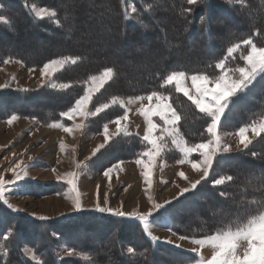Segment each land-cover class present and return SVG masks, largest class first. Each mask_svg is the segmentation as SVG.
<instances>
[{
	"label": "trees",
	"instance_id": "obj_1",
	"mask_svg": "<svg viewBox=\"0 0 264 264\" xmlns=\"http://www.w3.org/2000/svg\"><path fill=\"white\" fill-rule=\"evenodd\" d=\"M0 3V18L4 19H0L2 43L34 39L48 43L62 38L70 29V19L67 17L69 6L63 5V0H0ZM249 3L251 8L242 9L241 5H229L225 0H109L112 6L109 12L113 15L107 25L115 37L107 45L123 52L101 61H97V55L90 50H78L75 39L72 40L75 38L73 35L65 41L74 44L49 46L37 56L21 51L17 46L1 49L0 63L16 59L28 67H41L63 57L73 58L74 62L66 64L53 76L54 81L68 85L65 89L45 84L28 90H0V119L22 115L35 118L44 125L54 122L68 125L70 120L64 117V113L85 93L90 77L111 69L115 75L92 96V107L112 97L134 98L159 92L169 97L178 112L179 131L187 143L205 141L213 116L200 110L185 94L177 91L174 84L165 83V78L171 72L182 71L217 79L223 69L234 70L244 66L250 50L248 41L257 47H264V8L259 0H249ZM32 5L53 9L55 15L39 17ZM148 5L152 7L148 8ZM252 9L259 11L253 12ZM88 10L92 13L97 7L91 6ZM203 16L207 17V32L198 23ZM140 21L148 22L152 29L144 32ZM189 21L191 28L185 33L184 28ZM175 43H179V47H175ZM131 44L141 48L139 54L128 49ZM163 44L173 45L160 61L168 65L154 69L151 76L132 81L130 86L126 75H121L122 71L127 74L129 70L121 67V64L128 60H145L148 58L145 50L153 53ZM233 47L234 52L229 54V49ZM181 56L189 58V62L183 63ZM220 63H223L222 69L219 68ZM50 100L57 103L48 107L45 102ZM124 112L121 106L113 105L90 118L86 122V129L97 133L105 122ZM221 112L222 116L215 123L218 129L234 130L264 118V68L255 74L252 83L246 88L241 87L228 98ZM147 147V141L141 137L122 134L92 160L104 166L121 159H135ZM252 153L260 155L254 158ZM165 155L170 161L182 158L180 152L170 145H167ZM257 169L261 170L258 172ZM261 172H264V132L247 148L216 154L210 173L195 189L164 205L150 219L181 236L200 237L204 233L196 230L204 225L198 217H207L213 200L219 202L224 210H234L227 219L235 215L255 214L260 204L245 202L238 205L234 201L254 194L251 189L243 191L242 185L245 177ZM229 175L236 179L215 183L219 177ZM60 187V182H28L25 191L38 195L57 192ZM221 192H231L233 196L225 199ZM218 222V219L209 222V229L215 228ZM0 242V264H190L197 261L195 256L185 251L156 241L148 233L144 222L136 218L83 210L60 219H34L14 212L1 196ZM60 244L86 253L87 257L62 256L58 249ZM25 247H30L39 259H31L25 253Z\"/></svg>",
	"mask_w": 264,
	"mask_h": 264
},
{
	"label": "crops",
	"instance_id": "obj_2",
	"mask_svg": "<svg viewBox=\"0 0 264 264\" xmlns=\"http://www.w3.org/2000/svg\"><path fill=\"white\" fill-rule=\"evenodd\" d=\"M0 9H1V4H0ZM34 12L39 17L48 16L49 14V13H47L46 15L44 13L40 14L36 9H34ZM0 19L4 20L3 18ZM250 50H251V46H250ZM248 55L249 53L247 54V56ZM11 60L12 59H9L8 61ZM45 67L46 65L43 68L45 69ZM53 73L54 71L49 72L46 76L47 80L45 79V81L44 80L43 81L46 82L50 80ZM229 73H230L229 71H226V75ZM222 74L225 73L223 72ZM18 75L23 76L25 75V73L21 72L20 74L18 73ZM247 79L248 78H246L244 81H246ZM1 81L2 80L0 75V89L4 87V86L2 87ZM43 81L39 82L41 84L33 87L25 83H22L21 85L18 84L13 86L11 85L9 87L13 89H21V90L34 89L44 84ZM181 81H185L189 83L188 85L190 87L184 85L183 86L188 90V92L192 95L193 99L195 100L196 95L194 92L195 90L197 91L198 89L191 86L190 84L192 82L191 79L183 78L181 79ZM172 84L176 86L175 83L172 82ZM56 88L59 87L57 86ZM99 88L97 89V91L99 90ZM197 93L202 95L199 91ZM153 94H157V93H153ZM83 96L77 101H85L84 102L85 107H82V109H80L79 105H77L76 102L75 105L71 109L66 111L64 114L65 118L72 121L70 125H65L60 122H55L47 127L46 126L43 127L39 125V127H37L38 129H36L35 127L38 125V121L36 119H31L22 116H14L6 120L4 123L0 122V139H4V135L1 129L10 127V133L12 135L16 134L15 139L18 138L19 140L15 148L13 149L11 148L6 152L5 155H2V157L0 158V176L4 177L6 176L7 173H12V174L20 173V177L18 178L16 177L17 179L15 178V179L1 180L0 187H4V190L10 191V193L16 194V196H25V194H27L26 196L34 197L33 194H29L28 192L25 191V185L28 182L45 183L48 181H56V182H65L66 184H69L71 181V177H68L69 174H76L78 171L83 170V167L85 169V165L83 166L81 162L86 161V159H83L81 161L80 160L78 161L77 159V156L79 155L78 147L79 145H82V143L84 142L83 139L85 140V144H86L85 148L88 149L89 147L91 150V151L89 150L90 152L85 151L84 158L87 159L94 155L93 154L94 150L96 153L101 147H103L107 142H109L113 137H115L118 134L137 135L142 139H144L145 141H147L149 145L156 144L154 150L149 148V150L146 152V155L143 158H139L136 160L133 159L130 161L120 160L112 167H110L102 174H100L99 176L95 175L94 176L96 179L95 184L96 183L98 184V186L96 187L98 189V191H96L98 196H95L96 193L94 192V187H92V190L90 191L91 192L90 200L86 204L87 206L84 205L77 209L66 210L67 205H65L64 202L60 203V201L58 200L56 204V208L53 210L54 212H51L52 214L50 216L34 217L33 215L28 214L27 212L17 208L16 206H13L11 204V201H9L7 197V192H4L1 188H0V196L14 212L24 214L34 219H60L83 210H92L99 213L121 215L128 218H136L144 222L148 233L156 241L165 245L182 248L183 247L182 243H180L182 245L179 246V243L169 242L168 241L169 238L172 239L173 238L172 236H174L169 230V228L165 229L164 226L161 225L160 223L151 220L150 216L153 214L152 212H154L155 210H157V208H159L158 205H163L169 202L170 200L175 199L176 197L182 195L186 191L195 187L198 180L205 177L211 163V159L209 160V157L211 156L210 152L208 154L202 153L200 143L196 147H193L192 144L187 143V141L182 137L178 127L180 116L176 111V109L173 107L168 96H167L168 100L171 104L170 106L159 107L155 105L156 108L155 112L158 113V116H155V118H157V121L159 123L161 122L162 124L161 123H160L161 125L156 124V126L154 127L155 137H153V141H151V138L146 137L147 134L145 133L146 131L138 130L137 128V124L141 121V118H143L142 117L143 111H146L149 108V106L147 105L141 107L139 104L143 102L147 103L148 102L147 99L149 98L148 97L149 95L144 97H137L140 99L124 98L133 101V102L130 101L127 102L130 109V114L127 111V109L123 105H121L120 101L116 100L113 103L110 102V104L112 105L115 104L124 108L125 110L124 114L121 115L119 118L114 119L113 121L107 123L103 131L98 135H95L93 137H87V135L85 136V134H83L82 128L86 118L89 99L83 100ZM204 99L207 100L208 98L204 97ZM202 107L206 112L212 111L214 109V107L213 108L204 107V106ZM198 108L201 110L200 107ZM74 111L76 112L79 111V116H74L72 114L74 113ZM160 115L166 118L167 120L166 124L164 123L163 119L159 117ZM163 125L167 127L169 131L168 134L165 133L163 129H161ZM21 126H26V127L25 129L22 130L19 129V127ZM215 127L216 125L212 124L211 133L212 131L213 132L219 131L217 134L219 135L218 141L222 145L223 142H226L228 144V146L226 147L227 150L226 149H224L223 151L221 150L220 153H228L237 150L238 148L239 149L244 148L243 147L244 140L252 139L253 136L251 135V133H255L254 131L256 130V125H254L253 127H251V130L246 131L244 137L241 138L239 136V131L241 129L240 128L236 130L235 133H233V136H230L228 138L226 134L223 135L221 130ZM263 132L264 131H261L257 133V135ZM160 137L165 142L163 143L161 149H160L161 146ZM53 141L55 144L53 143ZM3 143L0 140V151H1V145L10 144V146H13L11 142L6 143L4 141ZM167 145H170V147H173L178 152H180L182 158L180 159L179 162L176 161L177 163L175 164H168V163L162 164L161 170H158V173H156L157 164L160 163L159 154L161 153V151L163 150L165 151V149H167ZM198 147L200 150L199 155L200 156L202 155L203 157L201 161L200 160L196 161L194 158H192L194 154L198 153ZM38 150L41 152H39ZM67 150H69V154ZM43 151L45 153H52L54 157L50 158L49 155L45 156L44 155L45 153H42ZM204 158H208V161L205 164H200L202 163ZM170 163H173V161H171ZM45 165L48 166L53 165L52 167L53 169L51 170L52 172H54L53 173L54 177L51 174H48L46 176L43 175L44 174L43 169L41 172H39L40 169H35L40 167L46 168ZM77 165L80 166L77 167ZM23 172L25 174L21 176ZM48 177H52V180H48ZM92 182L93 181H91V183ZM20 187L21 189L24 190L25 192L24 194H19L17 193V191L15 193V189H18ZM68 206L70 207V205ZM45 211L46 210H43L44 212L42 213L43 215L46 214ZM145 216L146 219L144 218ZM165 221L166 219L163 220V222Z\"/></svg>",
	"mask_w": 264,
	"mask_h": 264
},
{
	"label": "rangeland",
	"instance_id": "obj_3",
	"mask_svg": "<svg viewBox=\"0 0 264 264\" xmlns=\"http://www.w3.org/2000/svg\"><path fill=\"white\" fill-rule=\"evenodd\" d=\"M63 2H64L63 5L69 6V12L67 13V17H69V19H70L69 20V28L71 29V31H69L70 30L69 29L67 32H65V34L63 36H61L62 38H60V39L55 38V39L49 41L48 43H41L37 39L24 40V41L8 40V41H5V43L0 42V50L8 48L10 46H17L21 51L32 53V54L37 56L39 54H42L44 51H46L47 48H49V46H67V45L70 46L73 42L72 43L70 41L66 42L65 40L68 39V37L70 35H73V37H75V38H72V40L75 39V41L74 40L73 41H74V43L76 42L75 43L76 48L78 50H82V51L85 49V50H88V52H89V50H90V52H94L97 55V56L95 55L97 58V61L113 58V57H115V56H117L123 52L122 49L116 50L115 48L108 47V45H107L108 42L111 41V39H114V37H115V33L110 32L111 30H110L109 26L107 25V22L108 23L110 22L109 19L113 15V14H111V12H109L110 9L112 10V6L109 4V0H63ZM75 4H76V7H75ZM32 6H33L32 7L33 11H34V9H36L40 14L44 13L46 15L47 13H49V14H51V15L48 14V16H50V17L55 15V11L53 9H48V8H45V7H42L39 5H32ZM91 6L92 7L96 6L97 10L91 13L88 10V9H91ZM40 9H43V10H40ZM45 11H47V12H45ZM41 17H43V16H41ZM72 17H73V19L71 20ZM248 42L250 43L251 50L249 52V55L246 58L245 65L242 67H239L238 69H234V70L223 69V72L225 74H221L217 79H212V78H210L204 74H199V73L187 75L188 73H185L182 71L171 72L166 76V77H168L170 74H183L182 76H180V79L190 78L192 81L190 83L191 86L198 89L197 91L195 90L194 93L196 95L195 96L196 99L200 100L201 106L209 107V108L214 107V109L212 111H208V113H210L214 119L209 124V126L207 127V134L209 135L208 139H206L205 141L199 142L201 144V149H202L201 152L205 153V154H208L210 152V154H211V156H210L211 157V163H210L208 172L205 175V177H207L208 174L210 173V170H211V167H212V164H213V161H214L216 154L220 153L221 150L223 151L228 146V144L226 142H223V145H222L218 141L219 135H217V134L219 131H215V132L212 131V133H211L212 124L215 125L216 121H218L220 119V117L222 116V112L217 113V109H218L220 103L224 100V96H221L218 98L216 94L218 92H223L225 96H229V93L227 91V89L229 87H231L234 84H240L241 81H244L246 78H249V76L252 73L256 74L258 71H260L262 68H264V47L260 48V47L253 45L250 41H248ZM176 44H179V43H175V45ZM128 49L131 51L132 50L135 51L136 52L135 54L140 53L136 50L137 48L134 47L133 44L128 46ZM231 49L232 50L229 51V54H232L234 52L235 47H233ZM144 52H146L145 54H147V56H148L147 59H145V60L143 59L141 61L139 60L137 62H133L132 60H128V61H125L121 64V67L122 66L126 67L129 70V72L127 74H125L124 71H122L121 75H123V76L126 75V78L129 80L130 86H131L132 81H137L141 78L151 76L153 74L152 72L154 69L168 65V63L160 62L161 59L163 57H166V55L170 52L169 46L167 44H163L158 50L153 51V53H152V51H148V50L147 51L145 50ZM181 57H182L181 61L183 63L189 62V58L184 57V56H181ZM8 60L9 59H7V61L5 60L4 62L0 63V75H1V80H2L1 83H2V87L4 86L0 90L5 89V88H10L9 86H11V85L12 86L16 85V84L21 85L22 83L29 84V86H31V87L39 85V84H41L39 82H42L43 80L45 81V79L47 80V78H46L47 74L49 72H53V71H54V73L52 74V77L50 78V80H48L46 82L43 81L44 84L40 85L39 87L44 86L45 84H49L53 87L58 86L59 87L58 89H65L68 85L65 83L54 81L53 76L55 73L60 71V69H62L63 66H65L68 63L74 62V59L70 58V57L57 58V59L52 60L48 64L46 63L45 64L46 67L44 69L43 67L45 65H43L41 67H28L23 62H21L19 60H16V59H12L11 61H8ZM219 68H221V69L223 68V63L219 64ZM40 70H42V71H40ZM108 70H110V69H106L105 71H102V72L96 74L98 76L93 75L92 77H90V79L87 83L86 90H85L86 92L84 93L85 95L84 94H83L84 96L82 95L83 100L89 99L86 118H85L83 128H82L83 134H85V136L87 135V137H93L95 135H98L99 133H101L103 131V129L105 128V125L107 123H109L110 121H113L114 119H117L120 117V116H117V117L110 119L107 122H105L104 125L102 126L101 131H99L97 133L87 131L86 122L90 118L96 117L101 112H103V111L107 110L108 108H110L111 106L115 105V104H113V105L110 104V102L113 103L116 100L120 101L121 105H123L130 114V109H129V106L127 103L130 100L124 99V97H112V98L108 99L106 102L101 103L97 107L91 106V99H92L93 94L97 91V89L99 87L100 88L103 87L105 85L104 83L108 79L110 80L112 77V75L109 73ZM226 71H229L231 74L229 73L230 75L229 74L226 75ZM17 72L19 74L21 72H24L25 75H23V76L18 75ZM190 75H193V76H190ZM196 75H198V76H196ZM194 77L196 79H193ZM165 80H166V78H165ZM182 83L184 86H189L188 85L189 83H187L185 81H182ZM143 84L144 83H142V84L139 83V85H143ZM168 84H172V82H169ZM100 88H99V90H100ZM238 90H236L235 92H237ZM198 91L202 95L198 94L197 93ZM154 93H157V94L154 95L153 93H150L147 95L139 96V97H144V96L149 95L148 96L149 98L147 99L148 100L147 103L143 102V103L139 104L141 107L147 105V106H149V108L146 111H143V116H142L143 118H141V121L137 124L138 130L146 131L145 132V133H147L146 137L151 138V141H153V137H155L154 127L156 126V124L161 123V122L159 123L157 121V118H155V116H158V113L155 112L156 111L155 105L159 106V107H161V106L165 107V106L171 105L169 100H168L167 95L165 96L164 94L159 93V92H154ZM185 96H187V95L185 94ZM204 97H207L208 99L205 100ZM134 99H140V98L134 97ZM190 100H192V99H190ZM214 101H215V105H214ZM84 102L85 101H82V103L79 104L80 109H82V107H85ZM130 102H133V101H130ZM45 103H46V106L50 107L52 105H55L57 102L50 100V101H47ZM98 109H99V111H97ZM145 113L147 115H145ZM72 114L74 116H79V111L78 112L74 111V113H72ZM14 116H22V115H12L10 117L0 119V122L4 123L6 120H8ZM22 117H28V116H22ZM64 117H65V115H64ZM159 117L162 118L164 123L166 124V122H167L166 118L162 117L161 115ZM28 118H31V117H28ZM31 119H35V118H31ZM60 123H62V122H60ZM71 123H72V121L70 120V123L68 125H70ZM51 124H53V123H51ZM51 124L44 125V124L38 122V125L35 128L38 129L37 127H39V125L43 126V127L44 126L47 127V126H50ZM65 125H67V124H65ZM252 125H256V128H259L261 125H264V118H262L261 120L257 121L254 124H251L249 126H252ZM1 127H2V125H1ZM25 127L26 126H21V127H19V129L23 130V129H25ZM242 127H244V126H242ZM242 127H240V128H242ZM215 128H217V127H215ZM240 128H238V129H240ZM161 129H163L165 133H167V134L169 133L167 127H165L164 125L162 126ZM238 129L233 130V129L221 128L220 130H221L223 135L226 134L227 137L229 138L230 136H233V133H235L236 130H238ZM1 130H2L3 135H4V139H0L1 142L2 143L4 141L6 143L11 142L13 146H10V144L1 145L0 158L2 157V155H5L8 150H10L11 148L12 149L15 148V146L19 142L18 138L15 139L16 134L12 135L10 133V127H7L5 129L2 128ZM254 132L255 133H251V135L252 136L255 135V139H256L261 133L259 135H257L256 130ZM119 135H122V134H118L115 137H113L109 142H107L103 147H101L93 156L88 158L86 161L81 162V164L83 166L85 165V169L83 167V170L78 171L76 174L68 175V177H71V181L69 183L70 185L66 184L65 182H60L62 184V188L60 187V190L57 192L38 194V195L35 194L34 197H30V196H26L27 194H25V196H16V194H12V193H10V191L4 190V187H0V188L4 192H7V197L9 199V201H11V204L13 206H16L17 208L27 212L30 215H33L34 217L50 216L52 214L51 212H54L53 210L56 208V204H57L58 200L60 201V203L64 202L65 205H67L66 210L77 209L79 207H82V206L86 205L87 202L90 200V196H91L90 191L92 190V187H94L95 193H96V191H98V189L96 188L98 186V184L97 183L95 184L96 179L94 176L95 175L99 176L104 171H106L107 169L112 167L114 164H116L118 161H120V160H117V161L110 163L109 165L103 166L98 162L97 163L94 162V160H92V159H94L113 139H115ZM160 139H161L160 140V145H161L160 149H161V147L163 146V143H165V142L163 141V139L161 137H160ZM255 139H252V141ZM83 141L84 142L82 143V145H79V147H78V153H79V155L77 156L78 161L85 159L84 158L85 151H87V152L91 151L89 147H88V149L85 148V146H86L85 140L83 139ZM53 143H54V141H53ZM199 143L192 144V146L196 147L197 145H199ZM150 145H151V147H150ZM150 145L148 143L147 149L145 151H143L142 155H140L139 157H136L134 160L139 159V158H143L146 155V152L149 150V148L154 150L156 144H153V145L150 144ZM83 150H84V152H83ZM234 151H238V150H234ZM234 151H231V152H234ZM39 152H41V151H39ZM67 152L69 154V150H67ZM199 152H200V150L198 147V153L194 154L192 156V158H194L196 161L197 160L201 161L203 159L202 155L201 156L199 155ZM42 153H45V152L43 151ZM44 155L45 156L49 155L50 158L54 157V155L52 153H45ZM121 160H123V161L129 160L130 161L133 159H121ZM176 161L179 162L180 160H175V161H173V163H170L171 161L170 160L168 161V158L165 155V151L164 150L161 151V153L159 154V162L160 163L157 164L156 173H158V170H161L162 164H167V163L168 164H175V163H177ZM207 161H208V158H204V160L200 164H205ZM45 166H46V168L40 167V168H35V169H40L39 172H41L43 169L44 170L43 175L46 176L48 174H51L53 176L54 172H52V170H51V169H53L52 168L53 165H49V166L45 165ZM260 170L261 169H257L258 172ZM24 174L25 173L23 172L21 174V176H23ZM16 177L17 178L20 177V173H13V174L7 173L6 176H4V177L0 176V181L3 179H5V180L15 179ZM204 178L198 180L195 187L198 186L199 183H201ZM221 178H224V177H219L217 180H220ZM48 180H52V177H48ZM91 181H93L94 183L93 182L91 183ZM54 182H56V181H48V182H45L44 184H50V183H54ZM35 183H40V182H35ZM91 184H92V186H91ZM195 187L186 191L185 193L176 197L175 199L185 195L186 193L195 189ZM16 191L19 194L25 193L24 190L21 189V187L18 189H15V193H16ZM95 196H98V194L96 193ZM26 197H28V198H26ZM175 199H172L169 202H171ZM169 202L163 204L162 207L164 205L168 204ZM211 204H213L211 211L218 209V208L223 209V207H221V204L215 200H213V202ZM51 205H52V207H51ZM68 205H70V207ZM162 207L157 208V210H155L152 213L154 214V213L158 212ZM47 209H48V211H47ZM43 210H46L45 215L42 214V213H44ZM225 211H227L228 213L234 212V210L231 208L230 209L227 208V210H225ZM235 211H236V208H235ZM196 217H198V216H196ZM204 219L207 220L208 222H211V221H214L218 218L211 217L210 214H208L207 217H205ZM164 228L167 229V227H165V226H164ZM169 230L171 231V233L174 236H172L173 237L172 239L169 238L168 241L174 242V243H179V246L183 244L182 245L183 247L178 248V249L195 256L198 260V253L194 250L195 245L192 243V239L198 238V237L181 236V235L177 234L176 232L172 231L171 229H169ZM182 237L184 239H182ZM180 243H182V244H180ZM260 243L261 242L259 240H257L256 246H259ZM168 246H170V245H168ZM249 246L250 247L252 246L251 243ZM175 248H177V247H175ZM58 249H59V253L62 256H80L83 258L87 257L86 253H82V252L70 249L67 246H65V244H60ZM0 250H2L1 242H0ZM24 251L28 256H30L31 259H33V260L39 259V257L36 255V253H34V251L30 247H25ZM205 252L207 254V250H205ZM245 255H246V253H245ZM243 258L244 257L240 256L239 254L237 255V259H243Z\"/></svg>",
	"mask_w": 264,
	"mask_h": 264
},
{
	"label": "clouds",
	"instance_id": "obj_4",
	"mask_svg": "<svg viewBox=\"0 0 264 264\" xmlns=\"http://www.w3.org/2000/svg\"><path fill=\"white\" fill-rule=\"evenodd\" d=\"M195 2V0H191ZM225 3L229 5L239 4L241 8H251L249 0H225ZM259 4L264 8V0H259ZM151 8V5L147 6ZM253 12L259 11V9H252ZM200 26L205 27V32H207V17H201L198 22ZM141 28L144 32H147L152 29V25L146 21H140ZM191 28V21L189 25L184 28V32L188 33ZM71 31V29L69 30ZM209 38V42H210ZM173 45H169L172 47ZM179 47V44L174 45ZM138 52L141 51V48L138 46L136 49ZM232 49H229L231 51ZM111 75H115L113 70H108ZM183 74H170L166 77L165 82H173L176 84L177 91H182L188 95L189 99H193L192 95L188 90L183 86V83L180 79V76ZM193 79H196L195 77ZM255 79V73H252L246 81H241L240 84H234L227 89L229 96L235 94V91L241 87L246 88L248 84L252 83ZM155 95V94H154ZM217 97L224 96V100L220 103L217 113L221 112L226 106L228 96H225L223 92H218ZM215 102V101H214ZM82 101H77V105L81 104ZM194 103L197 107L201 106L200 100L195 99ZM99 111V109L97 110ZM145 115H147L145 113ZM254 126V125H253ZM249 125H245L239 131V136L244 137L246 131L251 130ZM264 131V125H261L259 128H256V132L259 133ZM255 139V135L252 137ZM252 139H245L243 147L247 148L248 144L252 142ZM227 150V149H226ZM237 150H240L239 148ZM95 154V150L93 152ZM253 157H257L259 153H252ZM87 160V158H85ZM211 157H209V160ZM80 165H77L79 167ZM70 175V174H69ZM236 177L227 176L226 178H221L220 180L215 181L216 184L224 183L225 180H233ZM251 189L253 195L250 197L242 196L240 201H234V203L243 204L245 202L249 204H260L261 207L258 212L255 214H250L246 216L235 215L230 219L229 213L222 208H218L210 211V216L218 218V223L215 228L209 229L208 221L203 217H198L201 220V223L204 225L203 228L197 229L196 231H201L204 235L193 238L192 243L195 245L194 250L198 253V260L190 262V264H264V172H261L259 175L251 174L245 177V183L242 185V190L247 191ZM187 190V189H186ZM220 195L229 199L233 196L231 192H221ZM162 207V205H158ZM146 219V216L144 217ZM182 239H184L182 237ZM259 240L261 243L259 246H256V241ZM251 243V247L249 246ZM207 250V254L205 252ZM147 252V250H145ZM246 253V255H245ZM244 257L243 259H237V255ZM144 255V253H140Z\"/></svg>",
	"mask_w": 264,
	"mask_h": 264
}]
</instances>
